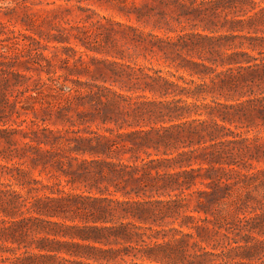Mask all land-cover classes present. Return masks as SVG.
Wrapping results in <instances>:
<instances>
[{
	"label": "trees",
	"instance_id": "16d2710c",
	"mask_svg": "<svg viewBox=\"0 0 264 264\" xmlns=\"http://www.w3.org/2000/svg\"><path fill=\"white\" fill-rule=\"evenodd\" d=\"M157 1L208 33L128 26L189 77L65 33L45 39L65 55L0 38V264H264V0ZM53 106L66 127L37 115Z\"/></svg>",
	"mask_w": 264,
	"mask_h": 264
},
{
	"label": "rangeland",
	"instance_id": "374dc122",
	"mask_svg": "<svg viewBox=\"0 0 264 264\" xmlns=\"http://www.w3.org/2000/svg\"><path fill=\"white\" fill-rule=\"evenodd\" d=\"M168 19L170 26L174 31H169L168 34L173 35L177 31H202L194 25L197 21L192 16H178L173 4L159 3L157 0H0V38L6 35H11L10 31H24L35 37L41 44H35L44 54L52 55L57 54L65 55L63 49L59 47L55 49L50 47L52 43L57 42L51 40L46 42V34L51 33H65L68 40H65L61 45H69L77 49H85L81 44V40H90L97 42L100 52L95 50H86L88 53L96 57H108L110 54L106 51L114 52L117 50L123 51L124 61H130L132 64L135 62L139 65H148L162 70H170L176 72L175 67L166 60L162 53L158 50H148L144 47L142 41L135 39L137 31L131 29L128 25L142 31L145 36L151 32L158 35H164L165 28L163 23V16ZM29 16V21L26 17ZM24 19V20H23ZM27 23V25L25 24ZM120 23V24H119ZM26 28V30H25ZM77 34V37L74 35ZM48 43V46H42ZM196 58V56H194ZM86 59V57H84ZM53 61L58 63V57L54 56ZM58 72H61L57 69ZM36 76V70L30 71ZM44 75V73H41ZM176 74H181L189 77L188 74L179 69ZM85 75L80 78L84 79ZM196 81L201 79L193 77ZM15 87L10 86L9 92L14 91ZM60 103L64 104L63 101ZM69 103H67L68 105ZM43 106H46L44 103ZM72 109L66 111L67 115H72L76 118V111L81 109V106L70 104ZM39 117L45 118V124L49 127L62 128L66 127L69 123L66 116L58 117L56 113V106L53 109L46 108L44 111L39 109ZM21 119L34 118V114H20ZM9 120V119H8ZM18 120V118H16ZM63 121V122H61ZM259 122V120H257ZM95 121H88L93 128H96ZM11 120L7 125H12ZM252 131L258 129L257 125L251 124ZM264 130L263 126L259 127ZM2 145H4L2 143ZM251 163L258 168H264V157L259 160H251ZM32 174L37 179L44 182L55 180V177L50 168H31ZM59 178L64 185L65 190H73L74 192H83L84 188L81 184L75 183L65 184V176L59 174ZM86 193V192H84ZM95 194V191H92ZM83 220L76 219V222Z\"/></svg>",
	"mask_w": 264,
	"mask_h": 264
},
{
	"label": "clouds",
	"instance_id": "9594fccd",
	"mask_svg": "<svg viewBox=\"0 0 264 264\" xmlns=\"http://www.w3.org/2000/svg\"><path fill=\"white\" fill-rule=\"evenodd\" d=\"M68 91V89L66 88L65 89V92H67ZM145 195H146V198H148V199H150L151 197H150V194H148V192H147V190H145ZM155 212H158L159 211V209H153ZM159 223V222H158ZM160 227L161 228H163L164 227V224H160Z\"/></svg>",
	"mask_w": 264,
	"mask_h": 264
}]
</instances>
